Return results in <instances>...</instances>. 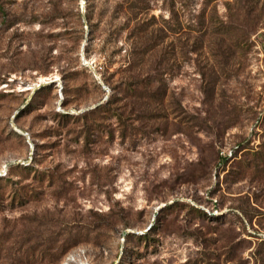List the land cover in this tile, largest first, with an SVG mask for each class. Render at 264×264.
I'll return each mask as SVG.
<instances>
[{
    "label": "rangeland",
    "instance_id": "374dc122",
    "mask_svg": "<svg viewBox=\"0 0 264 264\" xmlns=\"http://www.w3.org/2000/svg\"><path fill=\"white\" fill-rule=\"evenodd\" d=\"M0 264H264V0H0Z\"/></svg>",
    "mask_w": 264,
    "mask_h": 264
},
{
    "label": "built area",
    "instance_id": "2783aa9c",
    "mask_svg": "<svg viewBox=\"0 0 264 264\" xmlns=\"http://www.w3.org/2000/svg\"><path fill=\"white\" fill-rule=\"evenodd\" d=\"M231 154H232V152L230 151V152L227 153V155H225L223 153L221 155H222L223 159H227V158L231 157Z\"/></svg>",
    "mask_w": 264,
    "mask_h": 264
},
{
    "label": "trees",
    "instance_id": "16d2710c",
    "mask_svg": "<svg viewBox=\"0 0 264 264\" xmlns=\"http://www.w3.org/2000/svg\"><path fill=\"white\" fill-rule=\"evenodd\" d=\"M133 66L130 64L127 71L129 72L130 71V68H132ZM130 88L129 87H126V90H129ZM142 236H146L145 234H143Z\"/></svg>",
    "mask_w": 264,
    "mask_h": 264
}]
</instances>
